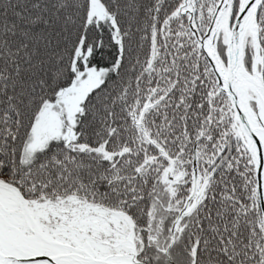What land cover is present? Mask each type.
Wrapping results in <instances>:
<instances>
[{"label": "snow or ice", "instance_id": "snow-or-ice-1", "mask_svg": "<svg viewBox=\"0 0 264 264\" xmlns=\"http://www.w3.org/2000/svg\"><path fill=\"white\" fill-rule=\"evenodd\" d=\"M0 264H264V0H0Z\"/></svg>", "mask_w": 264, "mask_h": 264}]
</instances>
